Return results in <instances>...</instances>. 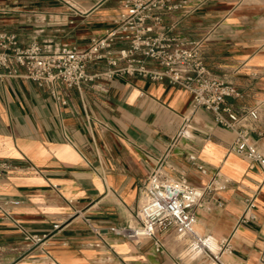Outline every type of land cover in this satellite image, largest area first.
Segmentation results:
<instances>
[{"label": "crops", "instance_id": "1", "mask_svg": "<svg viewBox=\"0 0 264 264\" xmlns=\"http://www.w3.org/2000/svg\"><path fill=\"white\" fill-rule=\"evenodd\" d=\"M182 8L163 23L187 36H207L204 63L233 83L237 106H256L250 132L264 153V0H177ZM122 0H0V30L19 44L37 40L47 47L84 45L104 34L123 11ZM117 40L115 47L125 46ZM64 103L33 81L0 70V197L16 200L13 217L31 233L47 234L32 244L0 216L2 258L8 264H212L194 257L172 234L161 246L144 238L131 242L109 236L118 254L106 262L91 246L82 217L99 225L134 224L142 185L161 162L173 177L184 173L204 186L219 169L225 189L202 197L196 224L225 264H262L264 165L228 149L234 130L217 124L210 111L196 110L186 136L175 138L190 104V93L166 79L116 75L81 87L60 89ZM195 153L207 172L189 161ZM253 197L256 220L239 224L245 199ZM226 239L229 249L221 240Z\"/></svg>", "mask_w": 264, "mask_h": 264}, {"label": "built area", "instance_id": "2", "mask_svg": "<svg viewBox=\"0 0 264 264\" xmlns=\"http://www.w3.org/2000/svg\"><path fill=\"white\" fill-rule=\"evenodd\" d=\"M123 11L112 19V26L104 34L91 36L84 45L59 44L47 47L37 40L19 44L16 34L0 30V70L3 75L25 78L46 88L59 103H64L59 90L81 87L98 79H110L116 75H139L152 80L166 79L186 89L191 104L175 138L186 136L191 115L198 109L212 113L220 126L234 130L228 149L244 156L250 165H264V153L250 132L258 119L256 106H237L230 99L241 96L231 83L217 78L204 63L202 50L207 36L187 37L163 23V18L182 8L177 0H122ZM117 40L125 46L115 47ZM189 161L201 173L207 168L195 153H188ZM8 167L0 163V172ZM229 179L215 169L204 186L194 185L184 173L178 177L168 174L159 162L147 175L134 212V224L99 225L88 217H82L92 239V247L101 250L106 262L119 258L109 236L138 242L148 238L156 246L162 245L161 233L172 234L185 245L187 253L225 264L211 248L208 234L195 230L196 208L202 197L210 193L217 205L221 201L214 196L225 189ZM16 200L0 197V216L11 221L12 227L21 233L22 239L32 244H44L47 234L31 233L24 224L13 217L11 207ZM256 220L253 197L245 199L238 223ZM221 245L229 249L228 240ZM0 264H8L2 258ZM260 261L264 264V236L260 249Z\"/></svg>", "mask_w": 264, "mask_h": 264}, {"label": "rangeland", "instance_id": "3", "mask_svg": "<svg viewBox=\"0 0 264 264\" xmlns=\"http://www.w3.org/2000/svg\"><path fill=\"white\" fill-rule=\"evenodd\" d=\"M197 227L198 226H196V225L194 226L195 230L198 231L199 233H202Z\"/></svg>", "mask_w": 264, "mask_h": 264}, {"label": "bare ground", "instance_id": "4", "mask_svg": "<svg viewBox=\"0 0 264 264\" xmlns=\"http://www.w3.org/2000/svg\"><path fill=\"white\" fill-rule=\"evenodd\" d=\"M197 226V225H196Z\"/></svg>", "mask_w": 264, "mask_h": 264}]
</instances>
